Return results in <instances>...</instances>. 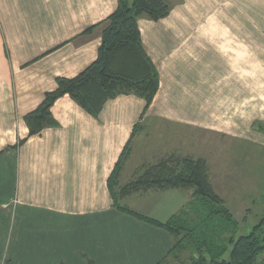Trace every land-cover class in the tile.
<instances>
[{
	"label": "crops",
	"instance_id": "obj_1",
	"mask_svg": "<svg viewBox=\"0 0 264 264\" xmlns=\"http://www.w3.org/2000/svg\"><path fill=\"white\" fill-rule=\"evenodd\" d=\"M164 1L165 17L137 20L158 75L148 107L119 94L94 115L65 94L50 107L54 125L29 136L24 115L97 58L117 0H0V264H157L172 235L154 222L193 188L120 192L174 155L124 152L145 124L153 136L174 130L180 157L205 160L236 221L264 214V0Z\"/></svg>",
	"mask_w": 264,
	"mask_h": 264
},
{
	"label": "trees",
	"instance_id": "obj_2",
	"mask_svg": "<svg viewBox=\"0 0 264 264\" xmlns=\"http://www.w3.org/2000/svg\"><path fill=\"white\" fill-rule=\"evenodd\" d=\"M169 10L164 0H117L116 9L100 28L97 58L76 76L57 78L56 88L46 92L41 103L24 115L28 135L54 125L50 107L65 94L94 115L105 100L119 94L141 97L146 109L157 90L158 75L141 47L137 20L140 17L158 20ZM118 168L119 161L110 175L113 196ZM137 187L193 188L189 201L176 214L163 223L152 221L172 235L171 249L157 264H164L170 257L180 264H259L264 254V214L247 233H239L238 222L209 181L204 159L168 157L146 166L120 192ZM120 208L131 212L126 207ZM183 254L185 259L180 257ZM87 264L93 263L88 260Z\"/></svg>",
	"mask_w": 264,
	"mask_h": 264
},
{
	"label": "rangeland",
	"instance_id": "obj_3",
	"mask_svg": "<svg viewBox=\"0 0 264 264\" xmlns=\"http://www.w3.org/2000/svg\"><path fill=\"white\" fill-rule=\"evenodd\" d=\"M170 6V5H169ZM152 128L151 124H145L144 125V129L141 131L140 134L137 135V140L134 141L132 144H130L128 147L129 150H132L134 148H137V150L144 152L145 150H149V149H155V150H159L161 151L163 148L168 149V153L174 154L172 157H180L179 153L177 152V137L176 136V132L174 130H172L171 128H168V130L164 129L165 126L160 125V127H158V129H161V133H156L154 136L149 134V130ZM165 130V131H163ZM142 132H144V134L142 135ZM190 134L193 135V133L191 132ZM194 136V135H193ZM163 139H166V141H164ZM21 142V140H18L16 144H14L12 147H17L19 145V143ZM145 149V150H144ZM149 159V157H147ZM254 160L252 161V165H256L257 161H255V157L253 158ZM244 161V160H243ZM251 161V160H250ZM148 161H146L147 163ZM145 163V162H144ZM145 163V164H146ZM212 177H215V173L210 172ZM226 173V172H225ZM223 174H221L222 176ZM209 178V176H208ZM215 182V180H214ZM120 203L125 201L124 199H119ZM122 207V206H121ZM126 207V206H123ZM128 208V207H126ZM256 208V206H255ZM256 218L254 217V215L249 214L244 220L243 219H239L238 218V224H239V233H247L251 226L256 222ZM185 254L181 255V259H185ZM164 264H180L176 259L174 258H168L167 261Z\"/></svg>",
	"mask_w": 264,
	"mask_h": 264
}]
</instances>
